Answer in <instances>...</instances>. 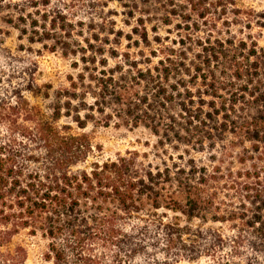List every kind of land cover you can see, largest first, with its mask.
<instances>
[{
  "label": "trees",
  "instance_id": "16d2710c",
  "mask_svg": "<svg viewBox=\"0 0 264 264\" xmlns=\"http://www.w3.org/2000/svg\"><path fill=\"white\" fill-rule=\"evenodd\" d=\"M115 1L140 16L134 32L147 44L146 23L164 6L180 40L156 37L150 55L111 66L99 36L78 51L66 17H19L31 42L82 54L83 71L56 94L37 85L36 66L23 74L31 97L52 101L46 109L21 86L11 100L0 94V264H26L15 243L22 233L48 243L46 264H137L151 243L176 262L264 264V49L251 35L192 27L195 0ZM242 21L264 30V14ZM89 125L146 128L160 155L86 166L102 151L84 133Z\"/></svg>",
  "mask_w": 264,
  "mask_h": 264
},
{
  "label": "rangeland",
  "instance_id": "374dc122",
  "mask_svg": "<svg viewBox=\"0 0 264 264\" xmlns=\"http://www.w3.org/2000/svg\"><path fill=\"white\" fill-rule=\"evenodd\" d=\"M4 1L6 3L4 4L5 9L0 13V94L6 95V98L11 100L14 97L12 87L21 86L23 94L29 99L31 105L44 109L51 107L52 101L31 97L26 90L27 77L29 76L25 77L23 74L30 72L31 66H36L35 79L37 85L40 87L50 85L52 87L51 94H56L61 89L69 87L70 78L77 79L82 73L83 66L78 62L82 54L75 57L72 54H66L62 48L54 49V42H31L30 39L34 37L33 30L19 22V17L22 15L29 23L33 19L41 17L45 12L51 19L66 17L74 26L73 37L77 42L76 47H80L78 51H81V48H86V41L89 40L93 43L92 41L99 36L100 43L106 45L107 53L105 56L111 66L122 61L126 55H130L132 58H136L142 53L143 55H150L152 50L158 48L155 42L156 37L167 39V43L180 40L181 34H178L175 29L177 22L168 26L163 22L165 18L162 14L167 11L164 6H160L159 16L154 17L153 12V16L146 23L150 32V39L147 44L134 32L141 25L140 16L137 15L131 19L128 16V10L115 0ZM35 4L38 5L37 8L33 7ZM193 5L196 8L189 5L192 14V27L197 23V29L199 28L204 32L211 30L221 35L230 30L238 39H247L251 35L252 41L264 49V30H260L255 25L251 29H242L244 27L242 18L248 17L254 20L256 15L264 14V0H195ZM202 8H207L210 16L205 20H198V11L200 10L201 13ZM37 11L40 12L37 14L38 16L35 15ZM238 13L241 15L240 18L235 17ZM11 14L16 19H14L13 24H8L7 19L11 17L9 16ZM30 16L33 18L31 19ZM214 19L217 20L216 23ZM156 29L160 35L155 34ZM25 30L27 32H23ZM203 36L206 38L207 34L205 33ZM214 36L218 35L214 34ZM221 37L224 38L225 36ZM37 39L36 41H38ZM248 42L251 44V40ZM113 51L117 53L115 54L116 58L112 54ZM153 61L156 63L158 58H153ZM76 63L79 66L76 67ZM84 133L91 137L95 147L102 148L100 153L89 159L86 166L99 160L125 156L127 153L148 154L154 157V155H160L162 149L158 146L159 139L143 127L129 129L114 125L109 128L89 125ZM214 227L220 228L221 226L216 225ZM15 243L26 249V264H46L44 261L48 246L46 241L40 237H30L27 233H22L15 239ZM135 261L137 264H211V261L205 257L200 263H190L186 260L176 262L163 249L153 243L143 249L141 248L135 257Z\"/></svg>",
  "mask_w": 264,
  "mask_h": 264
}]
</instances>
